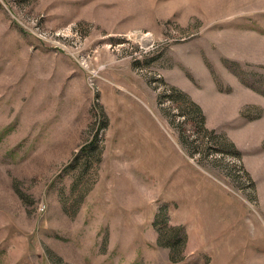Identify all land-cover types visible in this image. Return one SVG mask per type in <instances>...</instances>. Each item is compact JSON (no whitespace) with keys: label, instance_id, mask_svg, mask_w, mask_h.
<instances>
[{"label":"rangeland","instance_id":"1","mask_svg":"<svg viewBox=\"0 0 264 264\" xmlns=\"http://www.w3.org/2000/svg\"><path fill=\"white\" fill-rule=\"evenodd\" d=\"M0 264H264V0H0Z\"/></svg>","mask_w":264,"mask_h":264}]
</instances>
